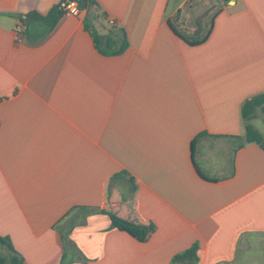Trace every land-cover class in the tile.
<instances>
[{
	"label": "crops",
	"instance_id": "obj_1",
	"mask_svg": "<svg viewBox=\"0 0 264 264\" xmlns=\"http://www.w3.org/2000/svg\"><path fill=\"white\" fill-rule=\"evenodd\" d=\"M61 1L0 0V236L23 264H264V149L240 139L264 93V0L207 5L198 46L172 29L194 36L189 0L29 20ZM109 30L122 53L97 48ZM104 213L155 232L140 242Z\"/></svg>",
	"mask_w": 264,
	"mask_h": 264
},
{
	"label": "trees",
	"instance_id": "obj_2",
	"mask_svg": "<svg viewBox=\"0 0 264 264\" xmlns=\"http://www.w3.org/2000/svg\"><path fill=\"white\" fill-rule=\"evenodd\" d=\"M80 8H84L88 4H92L91 0H80L78 1ZM59 9V8H58ZM62 14L60 10L58 12H53L48 16H41L36 13L29 14V20H36V21H44L49 24L50 27H53L59 16ZM172 27V26H171ZM200 24L197 26V30L192 38L185 37L179 34L173 27L172 29L175 31V34L181 38L183 41L188 43L191 46H198L205 43L211 33V30L207 29V31L201 35ZM112 30H109V34L106 36H96L95 35V43L97 48L104 54L113 53L119 54L122 53L127 48V42H122L120 47H118L117 40L113 39ZM103 39L105 42V49L102 48ZM117 46L115 50H113V46ZM258 108H261L264 111V93L253 96L251 99H247L244 104L242 105V117L245 122V135L241 137V145H246L250 143H255L259 145L262 149H264V134L260 133L259 130L252 124V120L256 118V113ZM77 209V208H76ZM85 209V208H83ZM86 210V209H85ZM93 211L99 212V210L94 209ZM110 217L111 224L114 228L126 232L135 239L140 242H146L151 235L155 232V226L153 224L148 225H138L131 222H128L115 214L111 213H104ZM63 243L65 248H68L67 239L63 237ZM6 247L11 252V257L7 258L0 253V264H23V258L13 249L12 244L8 238H4L0 236V248ZM198 246L195 245L191 249L185 251L184 253L177 255L174 258V261H186L191 260L192 262L198 260L197 256ZM66 252V250H65ZM66 254L63 256V260L61 264H65Z\"/></svg>",
	"mask_w": 264,
	"mask_h": 264
},
{
	"label": "rangeland",
	"instance_id": "obj_3",
	"mask_svg": "<svg viewBox=\"0 0 264 264\" xmlns=\"http://www.w3.org/2000/svg\"><path fill=\"white\" fill-rule=\"evenodd\" d=\"M177 1L180 3L184 0H174V2ZM207 5H211L212 7H214L215 10L220 6L226 5V2L224 0H189L188 3L185 5V8L183 9V13H180L178 15V20L182 19V29L187 32H192V28H196L197 24L199 25L203 23L204 27L200 25V32L201 35H203L207 31L208 25L211 21V17L214 14V11L211 15L206 12ZM100 27L103 30H108V26L104 23ZM252 124L259 130L260 133L264 134V111L261 108H258L256 118L252 120ZM241 253H243V258L247 259L252 257L253 260L254 256H257L262 253V249L256 246L251 250H245V252L243 251ZM257 261L258 259H254V262Z\"/></svg>",
	"mask_w": 264,
	"mask_h": 264
},
{
	"label": "built area",
	"instance_id": "obj_4",
	"mask_svg": "<svg viewBox=\"0 0 264 264\" xmlns=\"http://www.w3.org/2000/svg\"><path fill=\"white\" fill-rule=\"evenodd\" d=\"M58 8L62 13L73 16H79L81 13V8L76 0H62ZM16 40L20 41V37L18 36Z\"/></svg>",
	"mask_w": 264,
	"mask_h": 264
},
{
	"label": "water",
	"instance_id": "obj_5",
	"mask_svg": "<svg viewBox=\"0 0 264 264\" xmlns=\"http://www.w3.org/2000/svg\"><path fill=\"white\" fill-rule=\"evenodd\" d=\"M76 1H80V0H76Z\"/></svg>",
	"mask_w": 264,
	"mask_h": 264
}]
</instances>
